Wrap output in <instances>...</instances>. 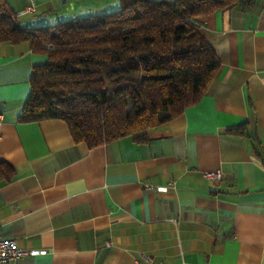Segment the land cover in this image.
<instances>
[{
	"label": "crops",
	"instance_id": "0c3cea01",
	"mask_svg": "<svg viewBox=\"0 0 264 264\" xmlns=\"http://www.w3.org/2000/svg\"><path fill=\"white\" fill-rule=\"evenodd\" d=\"M6 1L34 27L120 0ZM196 20L219 68L196 104L141 141L89 146L61 119H18L47 54L0 42V162L14 170L0 182V234L45 250L10 264H264V0ZM216 170L218 182L204 176Z\"/></svg>",
	"mask_w": 264,
	"mask_h": 264
},
{
	"label": "trees",
	"instance_id": "16d2710c",
	"mask_svg": "<svg viewBox=\"0 0 264 264\" xmlns=\"http://www.w3.org/2000/svg\"><path fill=\"white\" fill-rule=\"evenodd\" d=\"M259 0H120L103 14L22 27L0 0V42L28 41L47 59L35 63L18 119L63 120L89 146L147 131L196 104L220 62L196 18ZM245 126L228 128L240 134ZM14 170L0 162V182Z\"/></svg>",
	"mask_w": 264,
	"mask_h": 264
},
{
	"label": "built area",
	"instance_id": "2783aa9c",
	"mask_svg": "<svg viewBox=\"0 0 264 264\" xmlns=\"http://www.w3.org/2000/svg\"><path fill=\"white\" fill-rule=\"evenodd\" d=\"M33 11L31 6H27L24 10L19 12V14H25L27 12ZM201 28L202 25L199 24ZM2 121V114L0 113V123ZM204 176L213 182H218L222 177L221 170L205 172ZM171 184V183H170ZM149 189H159L162 186L154 187L147 185ZM163 189V188H162ZM45 253L44 249H24L17 245L16 240L13 237L2 236L0 234V264H10L13 260L23 256V255H37Z\"/></svg>",
	"mask_w": 264,
	"mask_h": 264
}]
</instances>
